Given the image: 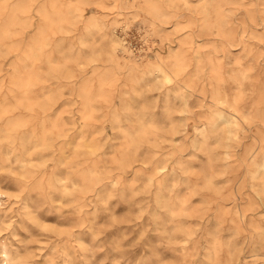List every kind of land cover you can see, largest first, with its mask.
Returning <instances> with one entry per match:
<instances>
[{
  "label": "rangeland",
  "instance_id": "obj_1",
  "mask_svg": "<svg viewBox=\"0 0 264 264\" xmlns=\"http://www.w3.org/2000/svg\"><path fill=\"white\" fill-rule=\"evenodd\" d=\"M0 264H264V0H0Z\"/></svg>",
  "mask_w": 264,
  "mask_h": 264
},
{
  "label": "built area",
  "instance_id": "obj_2",
  "mask_svg": "<svg viewBox=\"0 0 264 264\" xmlns=\"http://www.w3.org/2000/svg\"><path fill=\"white\" fill-rule=\"evenodd\" d=\"M124 39H125V43H128V38H127V36L125 35L124 36ZM133 47V44H132V42H131V49L133 50L134 48H132ZM151 48H153L154 49V46H147V47H145V53L147 52V50H149V49H151ZM144 49H142V51H143ZM139 53H140V51H139Z\"/></svg>",
  "mask_w": 264,
  "mask_h": 264
}]
</instances>
